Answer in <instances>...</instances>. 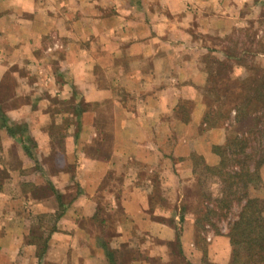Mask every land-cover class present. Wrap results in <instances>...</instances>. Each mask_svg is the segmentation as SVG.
I'll use <instances>...</instances> for the list:
<instances>
[{
  "label": "crops",
  "instance_id": "1",
  "mask_svg": "<svg viewBox=\"0 0 264 264\" xmlns=\"http://www.w3.org/2000/svg\"><path fill=\"white\" fill-rule=\"evenodd\" d=\"M261 17L264 0H0V264L166 260L174 226L196 263L179 149L214 159L225 130L195 134L187 91ZM229 253L214 235L209 260Z\"/></svg>",
  "mask_w": 264,
  "mask_h": 264
},
{
  "label": "rangeland",
  "instance_id": "2",
  "mask_svg": "<svg viewBox=\"0 0 264 264\" xmlns=\"http://www.w3.org/2000/svg\"><path fill=\"white\" fill-rule=\"evenodd\" d=\"M259 31L262 32L259 33ZM214 42L222 47L226 54H230L232 57L230 59H219L215 57V55H209L205 63L202 64L205 73L204 82L194 86V89L187 91V95L189 96H191V94H199V102L203 107V113L206 110L205 104L208 103L211 105L210 109L214 111V113H219V101L214 102L212 98L213 96H217L219 100L220 79L227 78L229 81L236 79L239 83L242 82L243 79L249 78L246 80L248 81L247 86L249 89L254 85H260L264 81V17L257 19L256 22L252 23L250 26L238 29L232 28L227 35L221 38L219 37ZM240 85L237 86V88H235L236 91H234L239 99L240 93H242L241 86L243 87V84ZM209 89L214 91L211 93ZM226 89L229 91L232 89L233 91L234 88ZM194 103L192 99L186 98L182 100L179 103L180 112L186 114L189 110H193L195 108ZM258 112L264 113V108H259ZM232 114H234V111L231 112V115ZM206 128V125L197 127L195 134L200 135ZM212 128H219V126ZM256 130V139L252 137V139H250V144L263 142L261 132L264 130V117L257 121ZM213 149L212 147L211 153H213L214 159L211 155L208 158H204L201 154L199 155L193 152L188 154L189 150L184 148L179 149V153L181 155L184 153L187 159L190 160L186 172L188 173V177H186L180 185L181 198L179 201V209L184 205L186 207L185 210L191 212L194 219V240H196L194 243H196V249L199 250L200 246L203 247L206 245L207 253L208 245L212 237L221 234L226 236L229 228L228 224L237 219L241 209V205L237 204L233 198L230 199L231 201L228 208H219V203L217 201L222 197L221 190L223 189V184L219 176L206 171L202 167L203 164L211 168L218 166L219 148L216 150V153ZM199 157H201L202 160ZM233 169H235V167H233ZM255 179V186L253 182H238L237 187L240 189L235 191V193L242 197L241 202L252 197L259 199L264 205V164L260 166L258 176H256ZM208 209H210V211ZM167 223H169V226L174 225L173 222ZM175 238L176 235L174 239L167 241V243L175 241ZM202 238L205 239L206 242H201ZM171 246L173 248V253H169V257L166 260L143 257V264H188V262L191 264H229V262H231V254L229 253L228 259L223 263L221 261L224 260V256H219V261L212 257V261L211 259L209 260L208 255L205 263L204 257L200 251L201 257H199L195 263L193 262L194 257L191 256L189 259L185 258V256L177 254L178 249L175 245ZM229 246L231 250L230 243ZM244 251L245 248L240 245L239 252L241 255L237 256L238 260L233 259V264H251L249 258H247L246 255L244 256ZM124 252L127 251L125 250Z\"/></svg>",
  "mask_w": 264,
  "mask_h": 264
},
{
  "label": "trees",
  "instance_id": "3",
  "mask_svg": "<svg viewBox=\"0 0 264 264\" xmlns=\"http://www.w3.org/2000/svg\"><path fill=\"white\" fill-rule=\"evenodd\" d=\"M231 57L230 54L225 53V58L230 59ZM248 79H243L239 83L236 79L232 81L227 78L220 79L219 100L217 96L212 98L214 102L219 101V113H214L210 109L211 105L206 101L208 103L205 104L204 102L206 110L204 113L202 112L200 117L201 124L206 125L207 128L219 126L225 130L224 142L212 146L215 153L219 148L218 166L214 168L206 164L202 166L206 171L219 176L223 184L222 197L218 201L216 200L219 203V208H228L231 198L241 205L237 219L228 224L226 236L231 245V262L229 264H233V259L238 260L237 256L241 255L239 252L240 245L245 248L244 256L249 258L251 264H264V205L259 199L252 197L241 202L242 197L235 193L240 189L237 187L238 182H253L255 186V177L258 176L260 166L264 164V130L261 132L263 142L250 144L252 137L256 139L257 121L264 117L263 112H258L259 108H264V81L257 85L258 87L254 85L249 89L248 81H246ZM240 84H243V87ZM239 85L242 92L240 99L234 93L235 88ZM226 88L234 89L229 91ZM209 91L212 93L214 90L209 89ZM232 111L234 114L231 115ZM199 158L202 160L201 157ZM185 209L184 205L180 207V222L183 221ZM208 210L210 211V209ZM174 228L176 238L175 241L167 243L169 253H173L171 245H175L178 249L177 254L183 255L180 242L181 227L174 226ZM202 241L206 242L203 238ZM199 251H201L206 263V245L200 246ZM188 264L191 263L188 262Z\"/></svg>",
  "mask_w": 264,
  "mask_h": 264
}]
</instances>
